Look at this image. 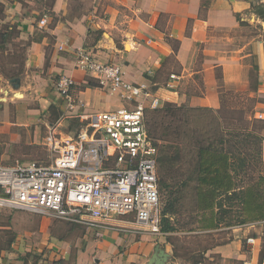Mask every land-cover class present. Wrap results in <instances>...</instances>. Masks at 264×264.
Instances as JSON below:
<instances>
[{"label": "crops", "instance_id": "0c3cea01", "mask_svg": "<svg viewBox=\"0 0 264 264\" xmlns=\"http://www.w3.org/2000/svg\"><path fill=\"white\" fill-rule=\"evenodd\" d=\"M79 50L120 65L128 82L146 85L161 105L219 110V70L225 93L234 100L254 99V117L262 114L264 120V0H0L1 164L37 162L30 161L31 150L38 145L50 154L45 139L51 131L71 138L69 123L82 126V116L124 105L75 67ZM63 75L74 81L71 111L55 90ZM21 218L14 221L34 219ZM37 221L39 241L28 228L23 242L0 248L1 261L147 264L158 246L169 254L168 264H189L178 261L168 233L132 236L44 217ZM236 231L226 243L190 250L204 255L195 264H263L261 240L250 229Z\"/></svg>", "mask_w": 264, "mask_h": 264}, {"label": "built area", "instance_id": "2783aa9c", "mask_svg": "<svg viewBox=\"0 0 264 264\" xmlns=\"http://www.w3.org/2000/svg\"><path fill=\"white\" fill-rule=\"evenodd\" d=\"M45 23L43 18L39 26ZM75 67L91 74L101 89L116 94L124 105L82 116L85 123L73 138L62 140L51 131L45 144L57 155L50 164L0 163V210L28 212L97 232L163 235L157 147L145 127V111L161 102L146 85L128 82L118 64L100 63L79 50ZM73 85L65 75L55 82L69 111L75 105ZM253 241L246 239L247 244Z\"/></svg>", "mask_w": 264, "mask_h": 264}, {"label": "trees", "instance_id": "16d2710c", "mask_svg": "<svg viewBox=\"0 0 264 264\" xmlns=\"http://www.w3.org/2000/svg\"><path fill=\"white\" fill-rule=\"evenodd\" d=\"M12 77L15 78L16 75L10 78ZM221 78L219 71L216 73L219 87L223 86ZM229 96V93L223 94L219 91V110L164 103L156 109L145 111V127L157 147L159 193L169 195L166 203L161 204L162 233L174 230L170 220L177 210L176 198L172 197L174 194L171 181L177 179L178 173L184 174L183 170L179 171V166L184 164L185 156L190 153L187 146L195 153V157H192L195 164L190 179L196 180L201 186L207 187L208 182L220 189L216 192L220 198L215 204L205 206L198 200L194 203L211 209V213L214 205L216 211L214 210L213 219L210 218L213 222L208 227L233 228L235 225L247 223L251 218L255 222L264 221L261 135L264 120L254 117V99L249 100L253 104L252 109L237 110V120H242L241 122L226 120L220 111L224 109V103ZM237 104L233 105L235 107H232V112L236 111ZM234 208L237 212L233 211ZM235 213L236 217H241L240 220L233 218ZM173 253L178 256L175 247Z\"/></svg>", "mask_w": 264, "mask_h": 264}, {"label": "rangeland", "instance_id": "374dc122", "mask_svg": "<svg viewBox=\"0 0 264 264\" xmlns=\"http://www.w3.org/2000/svg\"><path fill=\"white\" fill-rule=\"evenodd\" d=\"M21 59L22 54L20 53L16 59V63L21 65ZM225 89H227V87H221L219 88V91H222V93L225 94ZM235 99L236 100H234V97L230 95L229 99H227L224 103V109H221L220 113L222 117H224L228 121L234 120V122H241L242 120H237L239 118L237 110L247 111L249 109H252L253 104L249 101L250 99H248L247 101L243 98ZM236 103H238V106H236V111L232 112V107H235L233 105H235ZM68 128L70 130L69 136L73 138L80 130L81 125H72L69 123ZM261 135L264 136V130L261 131ZM186 148L188 149L187 151H190V153L185 156L184 164L182 166H179V171L183 170L184 174L178 173L177 179L171 181V190L174 194V196L172 197L176 198L175 206L177 212L176 215L173 216L170 220L174 230L169 232L168 235L171 236V241L175 245V249L178 252V261H186L189 264L203 262L202 260L204 255H202L201 253L195 255L191 253L190 250H195L197 248L202 249L204 247H208L214 242L226 243L229 241V239H233V231L235 230H238V232L236 231L235 233L239 234V230L241 231L250 229L249 235L252 237H257L259 240H261V245L264 248V221L255 222L251 218V220L249 219L247 223L235 225L233 228L220 226L217 229H211L210 227H208L213 222L211 219H213L212 215H214L216 209L213 205L212 208L215 211L213 210V213H211V209H205L204 207L208 204H215L216 201H218L220 197L218 194H216V192H219L220 189L216 185L209 184L208 182L207 187L201 186L196 180L194 181L190 179V174L195 164V161L192 157H195V153L192 151L190 146H187ZM31 153L33 156L30 159L35 160L30 161H37L44 165L50 164L54 157L57 155L55 152H51L50 154L47 153L42 147L38 145L31 150ZM21 159V161L23 162L26 161L25 158ZM214 193L216 194V196ZM160 194L161 204H165L169 195L163 192ZM197 200L201 204L204 203L205 206L201 207L199 204H194ZM235 208L233 209V211H236ZM236 215L237 213L234 214L233 218H238V220H240L241 217H236ZM21 216H30L34 219H30L29 221H27L29 222V224L26 222L23 224V222L21 221H14V218H20L22 220L25 219L21 218ZM39 217H37V215L34 216V214L28 212L0 210V248H10L11 240L13 243L23 242L26 239V237H24L26 233L24 232L28 228L35 230V234L32 239L35 237L36 242H38L39 233L37 232V219ZM15 238H19V241H17ZM34 243L35 242L31 243L29 246L33 247ZM25 245L27 244L24 243V246ZM8 260L9 262H11V259Z\"/></svg>", "mask_w": 264, "mask_h": 264}, {"label": "water", "instance_id": "95a60500", "mask_svg": "<svg viewBox=\"0 0 264 264\" xmlns=\"http://www.w3.org/2000/svg\"><path fill=\"white\" fill-rule=\"evenodd\" d=\"M169 257L168 253L157 246L147 264H168Z\"/></svg>", "mask_w": 264, "mask_h": 264}]
</instances>
